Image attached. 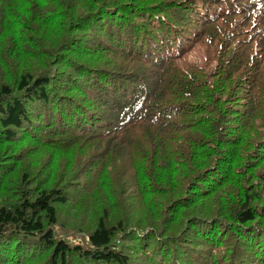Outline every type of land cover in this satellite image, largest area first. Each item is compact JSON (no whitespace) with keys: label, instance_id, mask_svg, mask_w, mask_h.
<instances>
[{"label":"trees","instance_id":"obj_1","mask_svg":"<svg viewBox=\"0 0 264 264\" xmlns=\"http://www.w3.org/2000/svg\"><path fill=\"white\" fill-rule=\"evenodd\" d=\"M0 264H264V0H0Z\"/></svg>","mask_w":264,"mask_h":264},{"label":"bare ground","instance_id":"obj_2","mask_svg":"<svg viewBox=\"0 0 264 264\" xmlns=\"http://www.w3.org/2000/svg\"><path fill=\"white\" fill-rule=\"evenodd\" d=\"M119 242V241H118Z\"/></svg>","mask_w":264,"mask_h":264}]
</instances>
